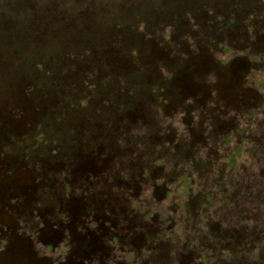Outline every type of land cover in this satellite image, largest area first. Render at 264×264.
Segmentation results:
<instances>
[{
  "label": "rangeland",
  "instance_id": "1",
  "mask_svg": "<svg viewBox=\"0 0 264 264\" xmlns=\"http://www.w3.org/2000/svg\"><path fill=\"white\" fill-rule=\"evenodd\" d=\"M0 84V264H264V0H0ZM112 169L170 193L146 253L86 222Z\"/></svg>",
  "mask_w": 264,
  "mask_h": 264
},
{
  "label": "flooded vegetation",
  "instance_id": "2",
  "mask_svg": "<svg viewBox=\"0 0 264 264\" xmlns=\"http://www.w3.org/2000/svg\"><path fill=\"white\" fill-rule=\"evenodd\" d=\"M104 162V161H103ZM90 177L89 182H94L96 178L93 173L88 176ZM110 177L111 184H108L107 181L99 180L95 183L94 187L95 193L90 195L89 197L95 199L98 204V211L100 212L101 221H97L94 219V215L88 213L86 216V222L90 225L93 224V221L97 222L99 226L93 224V227H97V231L102 238L109 240V244L112 248H108L110 252L112 251H126L122 248L128 247L131 245L135 247V249H128L132 256L134 253L141 254L146 253L148 251V241L153 235V231L158 227L167 225L169 219H167L165 212L166 209H163V205L167 199L170 197V193H167V189L164 193L163 200H161V209L160 211H152L149 209V200H148V211L142 210L144 207L145 199L143 194L148 192V182L143 178L142 175H136L126 169L125 171H112L108 174L107 179ZM97 179V178H96ZM123 182V183H120ZM104 184V188L97 186ZM120 187H123L122 189ZM157 184L153 190H151V195L149 196L151 199H157V195L159 194L161 188ZM13 196L15 192L10 191ZM98 197V198H97ZM143 197V198H142ZM105 202L106 205H102L101 202ZM83 202V200L81 201ZM55 204L50 203L48 208L52 210ZM41 207V206H40ZM36 211L39 208H35ZM108 223V224H106ZM126 225V226H124ZM90 231V233H93ZM105 231V234H104ZM124 233V235H122ZM107 236V237H106ZM124 240H127L124 242ZM102 249H104V239L100 243ZM101 251L96 250L93 252L94 257L91 260H84L85 258L80 254V260L76 264H104L103 255L100 253ZM109 264H126V262L122 261L121 258H117V254L110 255ZM83 257V258H82ZM61 264V262H58Z\"/></svg>",
  "mask_w": 264,
  "mask_h": 264
},
{
  "label": "trees",
  "instance_id": "3",
  "mask_svg": "<svg viewBox=\"0 0 264 264\" xmlns=\"http://www.w3.org/2000/svg\"><path fill=\"white\" fill-rule=\"evenodd\" d=\"M93 41L92 40H86L84 43H82L81 44V47H78V49H81V50H83V51H81V52H84L85 51V49L86 48H88L89 46H91V45H89V43H92ZM116 43V42H115ZM119 43V41L117 42V45H115V47L113 46V48H116V50L117 51H119L118 49H120L121 51L122 50H125V51H127V52H129V51H131L132 52V54L134 55V57H135V52L136 51H133V50H129L128 48H134V47H137L136 49H138V46H141L140 45V42H137V43H133V42H131V43H126V42H124V40H123V42L121 43V44H118ZM34 46H35V44H33ZM138 45V46H137ZM34 46H32V45H29V48H30V50H32L33 48H34ZM53 46H57V48H59V45H53ZM111 47V46H110ZM109 47V48H110ZM109 48H107V50L109 49ZM62 49V48H61ZM88 51H90L89 49H87ZM120 51V52H121ZM91 55V54H90ZM89 55V56H90ZM88 56V57H89ZM37 59V58H36ZM94 65V64H93ZM30 68L32 69V70H35L36 71V73L38 74V76L40 75V76H42V77H45L46 76V78H47V80L49 81H51V78H55V75H53V73H52V71L50 70V67H42L41 66V68H40V66H25V69H27V70H30ZM93 68H94V66H93ZM119 68H121V70H123V68H122V66L121 67H119ZM40 69V70H39ZM31 71V70H30ZM97 71V70H96ZM95 71V73H96V75H98L97 74V72ZM89 72H91V71H89ZM89 72L87 73L88 75H89ZM91 78H93V74L90 76V79ZM47 81V83H50V81L48 82ZM16 82V81H15ZM86 83H88V82H86ZM19 84L21 85V82H19ZM36 85V84H35ZM91 87V89L93 88V90H94V88H96V87H98V85H91L90 86ZM37 88L36 87H34V86H32V87H29V88H26V90H25V93L28 95V97L29 98H31V99H34L35 98V94H37ZM123 91V90H122ZM121 91V92H122ZM0 92H1V84H0ZM12 92V91H11ZM63 112H65V109L64 110H62L61 111V113H63ZM64 114V113H63ZM104 120L105 119H99V121L101 122V124H105L104 123ZM89 139H91L92 140V142L91 143H93V144H95L94 142H93V139L92 138H89ZM239 156H241V152H239L238 153V155L237 156H235L233 159H232V166H236L237 165V161H236V159H237V157H239Z\"/></svg>",
  "mask_w": 264,
  "mask_h": 264
}]
</instances>
